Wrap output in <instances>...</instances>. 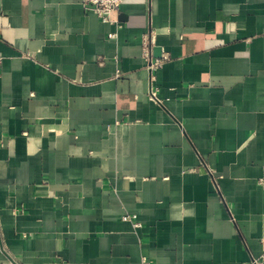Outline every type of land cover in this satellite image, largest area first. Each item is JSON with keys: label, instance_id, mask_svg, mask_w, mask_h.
<instances>
[{"label": "crops", "instance_id": "obj_1", "mask_svg": "<svg viewBox=\"0 0 264 264\" xmlns=\"http://www.w3.org/2000/svg\"><path fill=\"white\" fill-rule=\"evenodd\" d=\"M0 56V264H264V0H0Z\"/></svg>", "mask_w": 264, "mask_h": 264}, {"label": "built area", "instance_id": "obj_2", "mask_svg": "<svg viewBox=\"0 0 264 264\" xmlns=\"http://www.w3.org/2000/svg\"><path fill=\"white\" fill-rule=\"evenodd\" d=\"M126 0H81L82 4L86 9L93 11L97 17L103 23H112L113 16L116 14L122 4ZM109 38L115 39L116 34H110ZM153 42L151 34H147L143 36V57L146 59L149 65V69L153 72L156 69H159L161 66V61L158 59L154 62V55H153ZM2 62V58L0 56V65ZM153 98L156 99L155 94H153ZM136 216H124L123 220L127 221L130 220L134 223L136 228H141V224L137 222ZM141 264H150L146 258L141 260Z\"/></svg>", "mask_w": 264, "mask_h": 264}, {"label": "water", "instance_id": "obj_3", "mask_svg": "<svg viewBox=\"0 0 264 264\" xmlns=\"http://www.w3.org/2000/svg\"><path fill=\"white\" fill-rule=\"evenodd\" d=\"M153 55L155 58H161L162 57V51H161V48L159 47H155L153 49Z\"/></svg>", "mask_w": 264, "mask_h": 264}]
</instances>
